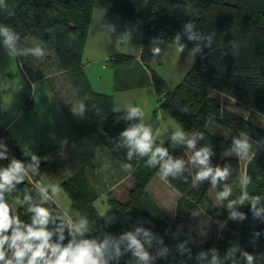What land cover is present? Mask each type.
Here are the masks:
<instances>
[{
  "label": "trees",
  "instance_id": "1",
  "mask_svg": "<svg viewBox=\"0 0 264 264\" xmlns=\"http://www.w3.org/2000/svg\"><path fill=\"white\" fill-rule=\"evenodd\" d=\"M98 7L125 16L140 26L144 37L141 59L145 62L146 47L151 41L160 38L175 44L173 37L182 31L187 21L194 23L203 34L213 35L212 45L203 47L199 58L174 89L170 90L167 82L155 72L150 73L149 80L166 115L190 134L203 133L204 139L197 142V147L209 145L213 148L215 154L211 163L231 171L226 182L215 187L209 181L193 186L195 172L192 168L181 178L164 180L158 168L145 166L146 158L134 157L129 162L126 149L113 147L119 133L130 122L117 119L124 111L113 110V96L94 91L88 76L81 70L92 14ZM0 24L14 29L20 35V42L32 38L51 46L57 63H60V72L72 70L74 74L70 85L78 106L80 103L85 105V117L81 118L88 121L92 132L117 160L133 166V171L128 172L132 174L128 200L124 202L108 195V203L119 214L115 222L108 221L95 207L98 193L81 173L62 184L71 198L68 208L62 209L54 200L46 207L68 212L72 217L77 214L87 217L95 229L93 236H102L104 232L119 235L138 223L151 228L163 237L170 249L167 259L159 258L155 264H180L181 260H187V254L181 256L177 251L176 246L182 241H188L193 254L187 264H194L195 254L201 250L216 248L223 255L232 243H238L251 253L264 255V221L253 218L249 205L240 206L247 214L245 220H230L228 210L218 206L216 199L227 183L233 190L231 198L246 190L250 198L260 196L264 201V128L222 101V97H226L245 113L264 117V0H3ZM185 43L194 46V42L187 41L186 37ZM2 49L0 46V51ZM109 61L113 66H130L135 62L133 56L126 54L114 55ZM240 133L248 135L257 145L247 162L231 152L232 138ZM0 140L8 145L10 157L24 160L19 145L1 123ZM165 146H169L168 141ZM169 152L186 159L183 145L169 147ZM7 163L8 160L0 161V165ZM249 177L251 181L245 189L242 181ZM154 178L167 182L177 193L172 212L167 213L160 205L149 201L147 189ZM37 183L26 177L7 197L9 205L16 208L22 220L27 221L29 217L24 207L16 205L15 201L25 194L35 197L34 185ZM200 215L212 220L214 230L210 238L198 244L184 229L191 219ZM256 231L261 235L254 240ZM129 258L130 253H125L120 264H128ZM258 264H264V261H258Z\"/></svg>",
  "mask_w": 264,
  "mask_h": 264
},
{
  "label": "clouds",
  "instance_id": "2",
  "mask_svg": "<svg viewBox=\"0 0 264 264\" xmlns=\"http://www.w3.org/2000/svg\"><path fill=\"white\" fill-rule=\"evenodd\" d=\"M2 4L3 0H0ZM185 37L187 41L194 42L188 51L193 62L196 54L203 52V47H210L213 43V35L203 34L190 21L185 22L182 31L173 37L181 52L186 48ZM156 43L164 44V40L156 38ZM0 46L13 58L44 55V49L40 46L21 47L20 35L4 24H0ZM160 50L159 46L152 49L154 54L160 53ZM6 86L15 90L21 87L15 78L9 80ZM124 110L123 116L117 119L122 118L130 123L119 133V139L113 147L117 150L126 149L127 161H132L134 157L146 158L145 166L158 168L164 180L181 178L190 168L196 169L192 178L193 186L209 181L215 187L228 180L230 169L211 163L215 154L213 148L209 145L197 147V142L204 139L203 133L188 135L182 129L171 132L167 128L154 130L144 122L145 114L141 107L129 105ZM72 111L83 116L85 105L80 103ZM166 140L169 146H165ZM181 145L184 146L187 159L169 152V147ZM252 148L248 135L240 133L238 137L232 138L231 152L235 156L247 158ZM22 150L24 156L29 158L27 161L10 157L8 145L0 140V161L8 160L7 165H0V264H120L125 253H130L128 264H155L159 258L167 259L170 249L163 237L143 224H135L131 230L119 235L104 232L102 236H93L91 234L95 229L87 217L79 214L72 217L68 212L50 210L45 205L58 192L55 185L37 183L34 185L35 197L25 194L22 199H16L15 204L24 207L29 217L27 221L22 220L16 208L9 205L7 197L16 191L30 173L38 174L41 164V157L28 144H24ZM122 167L127 172L133 171L131 163L123 162ZM250 181V177L242 181L245 189ZM232 194L231 186L225 183L216 197L219 202L217 205L228 210V219L245 220L247 214L240 210V206L249 205L253 218L264 221V201L260 196L250 198L246 190L235 198H231ZM220 226L224 227V224ZM260 235L259 231L254 232L253 239H258ZM176 247L181 256L187 254V260H181L180 264H187L193 259L188 241H182ZM258 261H264V255L251 253L238 243H232L223 255L216 248L199 251L195 254L194 264H258Z\"/></svg>",
  "mask_w": 264,
  "mask_h": 264
},
{
  "label": "rangeland",
  "instance_id": "3",
  "mask_svg": "<svg viewBox=\"0 0 264 264\" xmlns=\"http://www.w3.org/2000/svg\"><path fill=\"white\" fill-rule=\"evenodd\" d=\"M133 26H136L133 30H136L137 35H139V31L141 32L140 26L136 23H133ZM126 35L127 31L123 38ZM154 42L156 40L151 41L146 47L149 54L146 53L148 55L146 64L142 63L146 73H142L139 69L125 74L120 73L119 89L115 91V105L121 107L124 102L128 105L139 106L142 110H149L153 105V99L157 98V93H155L154 87H151L149 80L147 82L144 80L146 77L148 78V74L155 72L167 82L170 90L174 89L201 55V52H198L193 62L188 55V51L193 46H186L184 52H181L179 49H175V47L179 48L176 44L170 42L164 43L166 45L173 44L175 47H160V53L154 54L152 51L155 47ZM20 45L24 48L40 46L44 49V55L42 57L27 55L13 58L9 57L4 49L1 50L0 122L4 124L7 120L14 121L6 130L12 135L15 143L19 145L23 156V145L28 144L32 151L41 157L40 172L36 175L30 173L27 178L45 185L57 186L58 192L52 201L54 200L64 209L70 206L71 198H69L62 184L74 174L81 173L96 194L105 192L103 194L105 206L99 208L104 217L108 218V221L110 219L111 222H115V218L107 212L114 207L108 203L109 193L106 190L125 174L122 162L119 159L117 160L113 152L107 151L101 140L90 129L91 126L88 125V121L83 119L85 116L81 118V116L73 113L72 108L78 107V101L76 102L74 89L70 85L71 78L74 76L72 70L68 73L60 72V63H57L56 54L48 44L45 45L37 39L25 38L20 42ZM83 59L82 73L88 76L90 84L93 82L98 86L100 82L99 73L95 71L96 74L91 77L88 72L89 67L84 64L87 57L84 56ZM109 59L110 57H108ZM181 60L184 64L180 65L181 70L178 72V64L181 63ZM40 74L44 75L42 77H46L41 79ZM12 78H15L21 85L17 90L6 86ZM130 80H133V82H129ZM126 84H130L131 87ZM145 100L149 104L148 107L142 105ZM222 101L232 110L244 114L264 128L263 116L259 117L245 113L226 97H222ZM63 109L66 111L68 118L58 113ZM159 111L164 114L160 107ZM169 121L174 122L176 129L184 130L174 119H169ZM161 126V128H167L169 132L176 130L172 129L167 123ZM186 133L191 135L188 132ZM80 138L91 141L89 144L91 152L83 153L80 146L72 144ZM63 141L67 143L64 144ZM252 145L253 152L257 145L253 141ZM252 152L249 157L242 158L244 162L251 158ZM28 159L24 156V161ZM192 170L196 172V169L192 168ZM129 188L130 184H123L118 190L112 191L110 194L126 202L129 197ZM147 194L151 204L157 203L167 213L172 212L177 193L173 191L167 182L154 178L147 189ZM118 216L119 214H116V219ZM212 224V220L200 215L195 219H191L184 230L188 237L200 244L203 240L211 237L214 230Z\"/></svg>",
  "mask_w": 264,
  "mask_h": 264
},
{
  "label": "crops",
  "instance_id": "4",
  "mask_svg": "<svg viewBox=\"0 0 264 264\" xmlns=\"http://www.w3.org/2000/svg\"><path fill=\"white\" fill-rule=\"evenodd\" d=\"M135 28H136V26H133V23L127 17L120 16L119 14H116L114 12H109L102 7L96 8L92 14L90 31H89L88 37L86 39L87 42H86V45L84 48V54H83V58H84V56L87 57L86 62L84 64H86L89 67L88 72L91 74V77H92V75L99 73V77H100L99 85L96 86L92 82L91 86H92L93 90L98 92V93L108 94V95L113 96L112 106H113L114 111L117 108L121 109L120 111H125L124 109L129 106L128 103L125 104L122 100L121 101L123 103H122L121 107L118 105H115V91H117L119 89L118 85H119L120 73L122 72L123 74H125V73H129V71H136L137 69H139L142 73H146L143 69V66H142V63L146 64V62L143 59H141V54H140V47H141V44H143V38L144 37L142 35V31L141 32L139 31V33H140L139 34L140 37H139V35H137V33H136V30H133ZM126 31H129L131 34H130V36H127V37L125 36V38H123L122 34H125ZM154 43H155V44H153L154 46H159L161 48L175 47V46H173V44L166 45L164 43V44L157 45L156 42H154ZM175 49L178 50L179 48L175 47ZM147 50H148V48H147ZM146 53L149 54L148 51ZM117 54H122V55L126 54V55L133 56L135 62L130 66H128V65H125V66L114 65L113 66L109 60L111 58H113L114 55H117ZM108 57H110L109 60H108ZM146 57L148 58L147 54H146ZM146 57H145V60H146ZM83 58H82V60H84ZM184 58L186 59V57H184ZM181 64H184L183 60H181V63L178 64V69H177L178 72L181 70L180 69ZM95 71H96V73H95ZM45 77H42L41 79H43ZM126 80H127V78H126ZM144 80L146 82L149 80V74H148V78L146 77ZM149 83L151 84V87H152L153 84H152V82H150V80H149ZM126 85L131 87L130 84H126ZM156 97H157L156 99H153V102H152L153 105H151L149 110H143V112L145 114L144 115V122L148 125H151L154 130L156 128H161L162 127L161 125L165 124V123H167L172 129L173 128L176 129L175 124H173L174 122L171 123V121H169V119L171 120L173 118H170L165 113L164 114L160 113V111H159L160 104L158 101V96H156ZM123 98L125 100L124 96H123ZM76 102H77V100H76ZM142 105H144L145 107L149 106L147 100H145V102L142 103ZM58 113L63 114L64 117H67V113L64 109L62 111L61 110L58 111ZM13 122H14L13 120L12 121L7 120L6 123H4V124H2L1 122L0 123L6 129ZM90 143H91L90 140H88V139L82 140V138L77 139L76 142H72V144H74V146H80L81 147L80 150H83V151H81L83 153L84 152H86V153L91 152L90 148H89ZM100 146H101V144H100ZM107 151H109V150L107 149ZM131 182H132V174L125 171V174L119 179V181H117L116 183H114L113 185L108 187L106 192L110 193L112 191H116L123 184H127V183L130 184V188H131V185H132ZM104 193L105 192L99 193L98 194L99 198L94 203L95 207L97 209H99L100 212H102V211L99 207L105 206V204L103 202V194ZM108 206L111 207L109 204H108ZM64 209H66V208H64ZM107 212L113 218H115V220L118 219V217L116 219V214H118V213L114 208H112V209L110 208ZM109 221H111V220L109 219Z\"/></svg>",
  "mask_w": 264,
  "mask_h": 264
},
{
  "label": "built area",
  "instance_id": "5",
  "mask_svg": "<svg viewBox=\"0 0 264 264\" xmlns=\"http://www.w3.org/2000/svg\"><path fill=\"white\" fill-rule=\"evenodd\" d=\"M127 33H128V34H131L129 31H127ZM128 34L126 35V37L129 36ZM143 49H144L143 46H141V47H140V54L142 53Z\"/></svg>",
  "mask_w": 264,
  "mask_h": 264
}]
</instances>
